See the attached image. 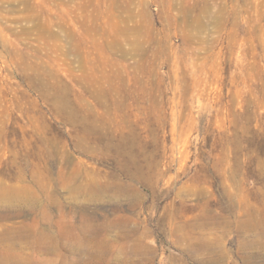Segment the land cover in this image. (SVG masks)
<instances>
[{
  "label": "rangeland",
  "instance_id": "rangeland-1",
  "mask_svg": "<svg viewBox=\"0 0 264 264\" xmlns=\"http://www.w3.org/2000/svg\"><path fill=\"white\" fill-rule=\"evenodd\" d=\"M8 190L0 264H264V0H0Z\"/></svg>",
  "mask_w": 264,
  "mask_h": 264
},
{
  "label": "bare ground",
  "instance_id": "bare-ground-1",
  "mask_svg": "<svg viewBox=\"0 0 264 264\" xmlns=\"http://www.w3.org/2000/svg\"><path fill=\"white\" fill-rule=\"evenodd\" d=\"M98 13V12H97ZM98 15V14H97ZM96 16V15H95ZM29 186H26L24 187L26 190L28 189ZM21 191L19 190H8L6 191L5 193H0V200H5V199H8V198H17V199H24L21 194H20ZM23 195V194H22ZM24 196V195H23ZM24 229V228H23ZM18 231V230H16ZM14 232V231H13ZM28 237L25 238V240L27 239ZM13 239V238H12ZM37 239V238H36ZM28 240V239H27ZM22 241V240H21ZM19 243V242H18ZM1 244V243H0ZM1 246V245H0ZM7 246V245H6ZM26 246V245H25ZM27 247V246H26ZM1 256V255H0Z\"/></svg>",
  "mask_w": 264,
  "mask_h": 264
}]
</instances>
